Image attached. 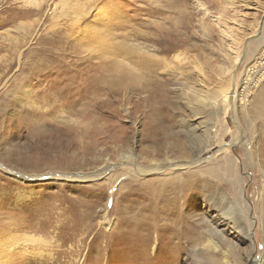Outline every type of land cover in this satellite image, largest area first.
Wrapping results in <instances>:
<instances>
[{
  "label": "rangeland",
  "instance_id": "374dc122",
  "mask_svg": "<svg viewBox=\"0 0 264 264\" xmlns=\"http://www.w3.org/2000/svg\"><path fill=\"white\" fill-rule=\"evenodd\" d=\"M114 50L122 55L124 66L117 64ZM262 63L264 0H0V240L26 234L50 241L48 252H70L54 260L14 253L12 262L224 264L230 246V264H264ZM119 66L124 76L117 71ZM192 88L202 96L219 95L218 102L194 112L199 96ZM152 94L174 103L161 114L167 127L157 144L144 139L147 120L155 111L139 103ZM82 98H120L106 108L116 113L107 120L125 128L131 143L121 148L78 147L61 155L53 150L59 164L36 155L33 131L38 126L50 129L51 123L57 131L62 118L72 125L81 122L76 131H82L89 119L74 115L75 109L85 108L79 105ZM131 151L133 163L143 158L164 163L163 176L143 177L153 184L182 183L189 176L200 181L198 198H191L195 206L185 213L199 226L200 259L193 260L191 247L173 257L163 244L158 255L154 243L150 254L146 252L148 258L138 255L137 249L130 255L135 241L122 243L127 229L107 231L102 225L105 216L115 225L123 219L120 212L131 205L133 196L118 195L119 182L131 170L121 155ZM107 160L116 169L97 182L61 179L33 184L13 175L65 172L58 170L64 162L72 164L69 172L79 168L95 172ZM189 161L184 167L175 165ZM132 187L126 183V188ZM221 195L239 213L247 236L219 211ZM133 201L139 204L144 199ZM45 216L46 226L35 230ZM80 217L93 227L60 235L62 223L73 228ZM205 218L226 234L228 244L215 239L219 249L204 248L212 238L198 222ZM131 220L138 221L134 216ZM102 231L108 235H99Z\"/></svg>",
  "mask_w": 264,
  "mask_h": 264
},
{
  "label": "bare ground",
  "instance_id": "6f19581e",
  "mask_svg": "<svg viewBox=\"0 0 264 264\" xmlns=\"http://www.w3.org/2000/svg\"><path fill=\"white\" fill-rule=\"evenodd\" d=\"M115 50L112 53V55L117 57L118 60L117 64L120 65L124 64V61L122 62L121 60H119V58L120 57L122 58L123 55L120 52L121 50L118 49L117 51H119L122 55L119 54V52H116ZM124 51L125 50H123V52ZM116 53H118L119 55H117ZM121 69L122 68L119 66V69L117 71L121 73L120 74L121 76H124V71L122 72ZM123 87L128 89L130 87V84L125 82L123 83ZM233 89H234V85H233ZM233 89L232 91L234 92ZM141 90L144 89L142 88ZM191 90L197 96H199V98L196 99L197 104L195 103L194 106L192 107L194 112L195 110H197V108H199V106H203L205 104L207 105L209 104V102L210 105H212L211 101H215L214 102L215 104L218 102L219 95L202 96L199 95V92L195 88H192ZM127 100L129 99L125 100L126 104H130L131 102H127ZM119 101L118 99L111 100L109 98H82L81 100L82 103H80L79 105H83L85 106V108L78 111L77 109H75L76 111L74 112V115H78L79 117H83V118H88L89 122H86L83 128L81 127L82 131L80 132H77L76 128L82 125L81 122H73L74 125H72V123L70 122L67 123V120L65 119L60 121V119L62 118L59 119V122L57 124L60 127V129L57 131L52 127L54 125L51 123H49L50 126L52 125L50 129L43 125L38 126V130L33 131V134L35 136L34 142L37 145L35 147L36 155L42 157L43 159H46L48 162H52V163L55 162L56 164H59V160L58 159L55 160V155L54 157L51 155V152L53 150H58V153L59 152L64 153L66 151H71L78 147L81 148L84 147L90 149L94 146L95 147L103 146V145L109 146V144H113L115 148H121L124 145L131 143V138L129 137L128 132L125 128L119 127L114 123L110 124L111 122L107 120V119L112 120V117L116 113L115 111L112 110H106V108L114 106ZM125 101L123 100V102ZM139 103L141 104V107L143 105V107L149 108L150 111H155V113L152 114L154 115V118L151 117V119L147 120V129L146 131L144 130L145 131L144 139H146L149 142H153L154 144L155 143L157 144L165 132L164 127H167L165 118L164 119L161 118V114L166 108H169V106H174V103L172 101H169L167 97L161 96L157 98L156 96H154V94L149 95L147 98L139 99ZM95 123L96 125H94ZM237 139L238 138H236L234 142H238ZM133 159H134V154L132 153V151L128 154L121 155V161H124L125 164L130 165L131 170H129V174H128L130 176L127 175L128 176L127 177L124 175L125 178L121 182H119L120 186L118 187L119 188L118 195L121 198H124L127 195L133 196V198H130L131 205L130 207H126L120 212L121 215H124L121 216L123 219L118 220L115 223V225L108 220L106 221L108 216L104 217L105 223H102V225L103 226L105 225L107 231L108 230L112 231L115 228L124 231L125 229H127V233L125 237H123L122 243H128V241L133 243L132 241L133 240L135 241L134 242L135 244H133L129 248L128 254L130 255H133L135 250L137 249L140 253L138 255H142L143 257L148 258L149 256L147 255L148 253L147 251L150 249V246L154 243L153 248L157 249L156 252L157 254L159 253L158 249L160 244H163L164 247H168L169 250L172 252L173 257L174 256L177 257L182 252H189L187 248L191 247L192 250H190V256H193V260L200 259V257L203 254V251H200L197 248V242L199 241L200 238L199 237L200 234L198 231L199 226L198 227L196 226V220H192L191 218L185 216V213L191 212V208L195 206L194 203L191 202V198L192 200L196 196L198 198L200 193L199 192L200 181L195 179L194 176H189L188 179H186L182 183H179L177 181H170L165 183L167 186L164 183L163 184L154 183L155 184L154 185L153 183H151L150 180H144L145 178L143 177H150L153 175L154 176L159 175V177L163 176L162 171L166 169L164 163L161 161H154L155 159L146 160V158H143L142 161H136L133 163L131 162ZM107 161L108 162L104 164V166L101 167V169L96 170L95 172H91V170H89L88 172H83L82 168L77 169V171L69 172L70 168L73 169L72 164H70L69 162H64V164L61 165L58 170H63L65 172L55 173L50 171L45 175L31 176L13 171V175L14 176L16 175L15 177L20 181L29 182L33 184L37 182L45 183L46 181H51V180L54 181L61 179L71 182H78V183L97 182L104 179L105 176L107 175L106 174L107 172L114 171L116 169V165L110 163L109 160ZM184 164H190V161L184 163L177 162V164L175 165L179 167H184L185 166ZM66 171L69 173H66ZM126 183L132 184L133 186L131 189L132 191L130 190V188H126ZM99 189L102 190L104 189V187H99ZM27 196H29V194ZM135 197H143L144 201L139 204H134L135 201H133V199ZM209 197H210L209 200L214 199V197L211 194L209 195ZM119 201L121 200H118V203ZM228 203L231 204L230 208L226 207V204ZM220 205L221 206L219 211L221 212V214L224 215L226 218H229V220L235 225L238 232L243 234V236H247V232L244 229L245 227L243 225V222L241 221V218L238 215L239 213L236 211V209H234L232 203L228 200V198L221 195ZM232 209H234V212ZM234 214L237 215L234 216ZM126 216L128 218H126ZM133 216L135 217V219L138 220L137 222L135 220L134 221L131 220ZM47 219L48 218L46 216L45 219L43 220L41 219L38 222V224L34 226L35 230H39L45 227L46 224L48 223ZM91 219L92 217H90V221ZM125 219L128 221H126ZM198 222L202 223V225H205L204 229L212 237L205 244L204 247L205 249H207L208 251L212 249L213 250L219 249V246L215 241V239H218L220 242L224 244L229 243L226 234L223 231H219L218 228L215 227L212 221H209L207 218H205V219H200ZM67 224L68 222L62 223L61 224L62 226L60 225L61 227L59 226L60 235L65 234L66 230H69V232H71L72 230L76 231L78 227H84L82 230L85 229L89 230L90 228L93 227L91 223L84 225V220L82 217L77 219V221L74 223L77 226L74 225L73 228L72 226ZM103 234L104 233L102 231L99 235H103ZM106 234L107 233H105L104 236H106ZM6 240L7 241L0 240V257H1L0 264H14V262H12V257L15 255L14 253H19V254L28 253L27 255L31 256L32 258H38L42 260L45 258L54 260L55 257L59 258L62 254L70 255V252L68 251L67 252L57 251L55 253L48 252L49 249L51 248L50 245L51 242L45 239H40V237L37 238L36 236H30V235L28 236L26 234L22 236L10 235L9 238ZM21 242H23V244ZM194 244H196L197 249L194 247ZM23 246L24 248L27 247V249L24 250V252L20 250V248H22ZM229 249H231L230 246H228V249L225 251V256H224L225 261L223 262L224 264H230L227 257L229 253ZM90 254L91 251H89V253L86 254L85 256H88ZM71 255H76L77 257H79L81 254L71 253Z\"/></svg>",
  "mask_w": 264,
  "mask_h": 264
},
{
  "label": "built area",
  "instance_id": "2783aa9c",
  "mask_svg": "<svg viewBox=\"0 0 264 264\" xmlns=\"http://www.w3.org/2000/svg\"><path fill=\"white\" fill-rule=\"evenodd\" d=\"M262 65L264 66V63H262Z\"/></svg>",
  "mask_w": 264,
  "mask_h": 264
}]
</instances>
